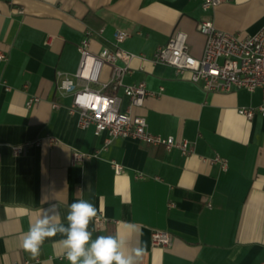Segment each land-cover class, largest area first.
Here are the masks:
<instances>
[{
  "label": "crops",
  "instance_id": "crops-1",
  "mask_svg": "<svg viewBox=\"0 0 264 264\" xmlns=\"http://www.w3.org/2000/svg\"><path fill=\"white\" fill-rule=\"evenodd\" d=\"M202 1L0 0V50L8 55L0 59V264H69L59 235L46 239L36 257L21 237L50 202L60 213L53 222L66 224L68 206L81 198L108 218L102 226L90 222L92 238L118 234L128 248L143 246L141 264H264V115L238 111L259 105L262 90L207 92L189 73L155 60L176 30L201 55L204 19L241 36L255 33L264 28V0H225L208 10ZM119 29L127 33L122 41L115 37ZM86 37L93 53L121 47L136 54L124 81L144 80L158 94L147 95L133 113L153 133L190 140L193 152L132 136L107 142L108 132L80 126L73 93L60 85L68 76L82 86L76 72ZM110 77L105 63L95 86ZM32 95L40 101L28 106ZM127 105L124 96L122 108ZM36 139L41 143L13 152V144ZM76 149L89 157L72 163ZM216 154L226 169L209 161ZM154 229L170 231L171 244L153 246Z\"/></svg>",
  "mask_w": 264,
  "mask_h": 264
},
{
  "label": "built area",
  "instance_id": "built-area-1",
  "mask_svg": "<svg viewBox=\"0 0 264 264\" xmlns=\"http://www.w3.org/2000/svg\"><path fill=\"white\" fill-rule=\"evenodd\" d=\"M223 1L225 0H203L201 5L208 10ZM19 11L23 12L24 9L20 8ZM198 28L205 36L201 55L197 56L191 52L188 34L176 30L167 42L158 46L155 60L173 66L178 73H189L190 79L207 92L242 88L250 91L261 89L263 100L259 105L240 106L238 111L247 118H253L256 113L264 115V28L241 36L237 32L218 28L211 19L201 20ZM126 36V31L120 29L115 33L117 41H122ZM89 46V37L84 38L79 44L81 59L76 75L82 86L75 88L73 80L68 76L62 79L60 85L64 92L73 93L71 111L78 113L80 126L83 128L94 126L97 134L108 132L107 142L118 135L132 136L146 143L163 145L168 150L179 148L183 154L193 152L190 140L153 133L148 128L146 118L133 113V106L142 105L147 95L157 93L149 90L144 80L131 84L124 81V76L131 72L129 62L136 54L121 47L104 49L100 54H96ZM0 59H8L7 53L0 50ZM105 63L111 65V77L109 81L95 86V83H100V73ZM163 88L161 86L159 92ZM124 96L128 97L125 109L122 108ZM39 101L40 96L32 95L27 100V105L32 106ZM50 138L54 140V137ZM40 143L41 139L27 140L13 144L12 149L15 154H20L30 145ZM87 157L88 153L76 149L72 152V163ZM208 159L212 163L219 162L223 169L228 166L220 154ZM112 164L116 172H122L123 165L120 162L112 160ZM139 176L144 177V174L140 173ZM94 219L98 226L104 225L108 220L101 214H97ZM151 242L153 246H169L172 242V233L168 230L154 229L151 233Z\"/></svg>",
  "mask_w": 264,
  "mask_h": 264
},
{
  "label": "clouds",
  "instance_id": "clouds-1",
  "mask_svg": "<svg viewBox=\"0 0 264 264\" xmlns=\"http://www.w3.org/2000/svg\"><path fill=\"white\" fill-rule=\"evenodd\" d=\"M80 190L78 189V193ZM59 207L50 202L44 212L29 221L28 230L21 237V246L33 257L40 254L45 240L59 235L63 254L69 264H141L145 248H128L117 235H98L92 238L90 222L96 217V207L86 199H77L69 206L64 222L55 223ZM135 230L134 225H128Z\"/></svg>",
  "mask_w": 264,
  "mask_h": 264
}]
</instances>
